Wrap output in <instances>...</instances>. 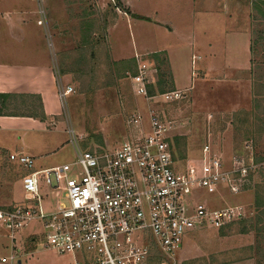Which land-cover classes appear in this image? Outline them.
Here are the masks:
<instances>
[{"label":"rangeland","instance_id":"1","mask_svg":"<svg viewBox=\"0 0 264 264\" xmlns=\"http://www.w3.org/2000/svg\"><path fill=\"white\" fill-rule=\"evenodd\" d=\"M47 2L50 6L58 2L57 6L62 7L61 17L50 15L51 26L46 20ZM259 3L0 0V40L24 51L27 43L37 42V49L47 50L52 61L57 60L59 72L66 76L61 79L64 87H60V94L68 86L73 88L71 94L61 98L66 132L57 135L54 144L31 150L36 156L35 170L74 162L71 137L83 150L100 153L119 148L133 130L139 134L149 130L148 110L154 105L174 125L168 135L173 155V151L177 152L172 147L175 139H185L174 156L176 167L194 160L207 141L215 152L229 159L247 140H253L259 160L263 161L264 6ZM42 5L45 6L41 8ZM5 14L10 20H2ZM54 29L55 39L62 44L60 62L58 50L51 46L55 43ZM8 31L12 37H6ZM234 56L237 66L229 68L227 64L234 61ZM27 60L25 54L22 61ZM141 61L152 69L149 90L153 94L181 91L183 98L171 102L159 99L150 105L135 95L131 78ZM18 102L19 111H26L28 105H34V109L38 106ZM135 112L142 115L144 129L128 125ZM15 155L0 150V208L25 202L22 184L26 173L12 158ZM257 181L250 191L239 195L225 189L216 193L195 191L196 201L212 209L242 204L246 217L223 229L192 231L171 259L157 250L145 264H264V222L257 224L260 211L255 207L257 191L264 187V168ZM41 188L46 196L48 187L41 182ZM44 201L46 207L48 202L55 204V198L44 197ZM44 232L41 224L31 225L15 243L14 251L9 238L0 239V259L13 253L18 258L6 264H92L80 254L73 258L45 248Z\"/></svg>","mask_w":264,"mask_h":264},{"label":"built area","instance_id":"2","mask_svg":"<svg viewBox=\"0 0 264 264\" xmlns=\"http://www.w3.org/2000/svg\"><path fill=\"white\" fill-rule=\"evenodd\" d=\"M151 70L147 62H139L131 78L135 95L150 105L159 99L183 98L181 91L150 94ZM72 92L68 86L60 97ZM148 119L149 130L140 134L133 130L113 151L83 150L71 137L76 156L72 163L35 170L32 157L12 156L26 173L25 202L0 208V239L9 238L14 251L23 232L39 223L45 230L44 247L59 255L80 254L92 264H145L157 250L171 259L192 231L223 229L244 219L242 204L212 209L197 202L193 193L250 191L264 168L255 142L247 140L226 159L207 141L199 155L180 168L169 145L173 123L155 105L148 110ZM128 125L144 129L142 115L135 112ZM41 182L49 189L46 196ZM44 197L55 198V204L48 202L46 207ZM17 258L12 253L0 264Z\"/></svg>","mask_w":264,"mask_h":264},{"label":"crops","instance_id":"3","mask_svg":"<svg viewBox=\"0 0 264 264\" xmlns=\"http://www.w3.org/2000/svg\"><path fill=\"white\" fill-rule=\"evenodd\" d=\"M57 4L58 2L50 6L47 2L46 6L44 5L49 26L52 13L55 18L59 14L61 17L62 7ZM6 17L8 14L2 15V20L5 21ZM7 19L10 20L9 17ZM56 33L57 30L54 29L55 43L51 46L58 50L60 62L62 44L55 39ZM9 36L12 37V34L8 31L6 37ZM2 41L4 40H0V95L9 98L5 101L4 113L0 116V150L30 156L36 161V156L31 154L34 147L43 149L54 144L57 135L66 132L62 120L65 116L64 103L60 97V87H64L61 79L66 76L59 72L57 60L52 61L47 50L46 54L45 51L37 49V42L27 43V50L24 51ZM25 54L28 56L27 62L22 61ZM233 59L234 61L231 60V63L227 64L229 68L237 66L235 56ZM19 100L36 103L37 109H34V105H28L26 111L16 110ZM12 148L13 150H10Z\"/></svg>","mask_w":264,"mask_h":264},{"label":"trees","instance_id":"4","mask_svg":"<svg viewBox=\"0 0 264 264\" xmlns=\"http://www.w3.org/2000/svg\"><path fill=\"white\" fill-rule=\"evenodd\" d=\"M259 1L262 6H264V0H257ZM128 13V12H126ZM135 18H138V16H135ZM139 19V18H138ZM137 73V71L134 73V75ZM133 75V76H134ZM161 81L158 82V86H160L162 83H160ZM150 89V88H149ZM150 94H153L151 90H149ZM9 98V96H5V95H0V116L4 113V105L6 104V100ZM176 143L173 144L172 147H175L177 152H179L181 150V147L185 144L183 143L182 141L185 140L183 138H176ZM174 140V141H175ZM181 141V142H180ZM206 142H204L205 144ZM204 144L202 145V147L200 148L199 152L201 151V149L203 148ZM181 146V147H180ZM5 152V151H4ZM177 152L173 151L174 155H173V158L174 156H177ZM7 153V152H5ZM182 154V152H181ZM186 156V154H185ZM185 156H181L183 159H185ZM264 161V160H263ZM262 189L264 190V187L258 189L257 191V202H256V210L257 211H260V215L258 216V225L260 226L261 222H264V197L262 196ZM264 193V191H263ZM262 216V219L260 218ZM259 232H261V228L258 229ZM264 231V227H262V232Z\"/></svg>","mask_w":264,"mask_h":264}]
</instances>
